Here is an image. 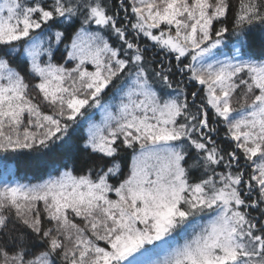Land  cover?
<instances>
[{"label": "snow or ice", "instance_id": "1", "mask_svg": "<svg viewBox=\"0 0 264 264\" xmlns=\"http://www.w3.org/2000/svg\"><path fill=\"white\" fill-rule=\"evenodd\" d=\"M0 264H264V0H0Z\"/></svg>", "mask_w": 264, "mask_h": 264}, {"label": "trees", "instance_id": "2", "mask_svg": "<svg viewBox=\"0 0 264 264\" xmlns=\"http://www.w3.org/2000/svg\"><path fill=\"white\" fill-rule=\"evenodd\" d=\"M17 169V174L9 177L11 182L29 184L41 182V179H47V175L44 174L43 170H37L31 166L25 165L24 163H18Z\"/></svg>", "mask_w": 264, "mask_h": 264}, {"label": "rangeland", "instance_id": "3", "mask_svg": "<svg viewBox=\"0 0 264 264\" xmlns=\"http://www.w3.org/2000/svg\"><path fill=\"white\" fill-rule=\"evenodd\" d=\"M42 107H44V106H42ZM45 110L50 111V109H47V108H45ZM100 119H101V114H100L99 112H96V114H95V121H96V122H99ZM9 182H11L10 179H9ZM24 184H25V183H24ZM26 184H27V183H26Z\"/></svg>", "mask_w": 264, "mask_h": 264}]
</instances>
